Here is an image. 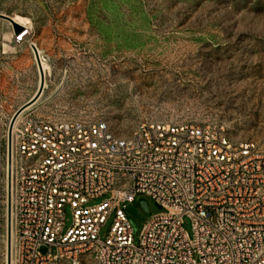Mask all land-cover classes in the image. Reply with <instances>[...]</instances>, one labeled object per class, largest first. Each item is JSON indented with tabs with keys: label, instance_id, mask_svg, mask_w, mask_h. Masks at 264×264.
I'll list each match as a JSON object with an SVG mask.
<instances>
[{
	"label": "built area",
	"instance_id": "obj_1",
	"mask_svg": "<svg viewBox=\"0 0 264 264\" xmlns=\"http://www.w3.org/2000/svg\"><path fill=\"white\" fill-rule=\"evenodd\" d=\"M17 110L0 99V264H264V143L217 122L143 123L123 137L29 111L10 130ZM141 196L166 211L136 244L125 208Z\"/></svg>",
	"mask_w": 264,
	"mask_h": 264
},
{
	"label": "rangeland",
	"instance_id": "obj_2",
	"mask_svg": "<svg viewBox=\"0 0 264 264\" xmlns=\"http://www.w3.org/2000/svg\"><path fill=\"white\" fill-rule=\"evenodd\" d=\"M0 12L30 33L16 43L0 20V99L8 112L38 91L33 42L47 68L33 116L103 121L123 137L143 123L217 122L238 141L264 143V0H0ZM125 210L138 227L136 244L166 211L149 196ZM115 217L113 209L103 239ZM72 222L67 207L64 230ZM185 229L193 236L189 218Z\"/></svg>",
	"mask_w": 264,
	"mask_h": 264
},
{
	"label": "water",
	"instance_id": "obj_3",
	"mask_svg": "<svg viewBox=\"0 0 264 264\" xmlns=\"http://www.w3.org/2000/svg\"><path fill=\"white\" fill-rule=\"evenodd\" d=\"M0 20H3V21H6L8 22L9 24H11V26L13 27V30H14V33L16 36L20 35L22 32H24V26L22 24H20L13 16L9 15V14H6V13H3V12H0ZM31 47L33 48L34 50V53H35V57H36V60H37V65H38V68H39V71H40V75H41V86L37 92V94L35 95V97L30 100L29 102L25 103L24 105H22L16 112V114L14 115L13 117V120H12V123H11V128L10 130H12L13 128V125H14V122L15 120L17 119V117L31 104H33L36 100H38L43 92H44V89H45V81H46V74H45V71L43 69V66H42V60H41V56L39 54V51H38V48H37V45L32 43L31 44ZM141 204L143 207H145L147 209V211H149V205L147 203V201L145 199H141ZM159 206V205H158ZM161 208V206H159ZM132 223H133V226L135 228V232L137 231L138 227L137 225L134 223V221L132 220Z\"/></svg>",
	"mask_w": 264,
	"mask_h": 264
},
{
	"label": "bare ground",
	"instance_id": "obj_4",
	"mask_svg": "<svg viewBox=\"0 0 264 264\" xmlns=\"http://www.w3.org/2000/svg\"><path fill=\"white\" fill-rule=\"evenodd\" d=\"M27 34L28 33H26L25 34V37H24V40L26 39V37H27ZM33 42H30V45L32 44ZM32 48V47H31ZM38 48V51H39V54H40V56H41V50H40V48L39 47H37ZM32 51H33V55H34V58H35V60H36V57H35V53H34V50H33V48H32ZM41 60H42V66H43V69H44V71H45V73H46V66H45V64H44V62H43V59H42V57H41ZM36 65H37V60H36ZM37 69H38V73H39V87H38V90H39V88H40V86H41V75H40V71H39V68H38V65H37ZM45 84H46V81H45ZM38 92V91H37ZM37 94V93H36ZM35 94V95H36ZM35 97V96H34ZM33 97V98H34ZM32 98V99H33ZM31 99V100H32ZM39 100V99H38ZM38 100H36L33 104H31V105H29L24 111H29L30 109H32L36 104H37V102H38Z\"/></svg>",
	"mask_w": 264,
	"mask_h": 264
}]
</instances>
